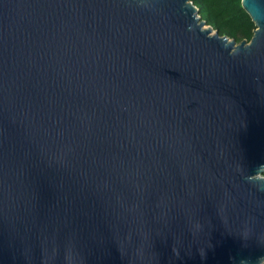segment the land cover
<instances>
[{"label": "water", "instance_id": "95a60500", "mask_svg": "<svg viewBox=\"0 0 264 264\" xmlns=\"http://www.w3.org/2000/svg\"><path fill=\"white\" fill-rule=\"evenodd\" d=\"M238 43L191 0H0V264L264 263V0Z\"/></svg>", "mask_w": 264, "mask_h": 264}, {"label": "trees", "instance_id": "16d2710c", "mask_svg": "<svg viewBox=\"0 0 264 264\" xmlns=\"http://www.w3.org/2000/svg\"><path fill=\"white\" fill-rule=\"evenodd\" d=\"M191 1L198 8L200 19L205 20L219 35H225L236 43L250 40L255 25L242 8L241 0Z\"/></svg>", "mask_w": 264, "mask_h": 264}]
</instances>
